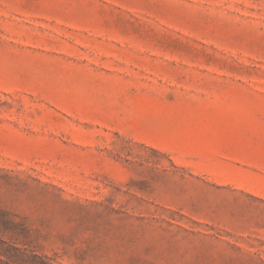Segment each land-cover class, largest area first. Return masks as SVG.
Returning a JSON list of instances; mask_svg holds the SVG:
<instances>
[{
    "label": "rangeland",
    "instance_id": "rangeland-1",
    "mask_svg": "<svg viewBox=\"0 0 264 264\" xmlns=\"http://www.w3.org/2000/svg\"><path fill=\"white\" fill-rule=\"evenodd\" d=\"M0 264H264V0H0Z\"/></svg>",
    "mask_w": 264,
    "mask_h": 264
}]
</instances>
